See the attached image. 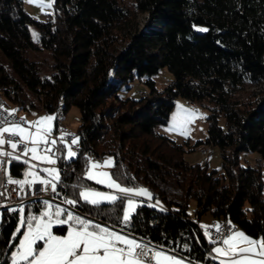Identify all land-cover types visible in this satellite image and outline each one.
<instances>
[{
	"label": "trees",
	"instance_id": "trees-1",
	"mask_svg": "<svg viewBox=\"0 0 264 264\" xmlns=\"http://www.w3.org/2000/svg\"><path fill=\"white\" fill-rule=\"evenodd\" d=\"M130 4L55 0L51 15L34 20L22 0H0V89L21 110L57 114L59 109L60 116L71 105L78 109L79 154L58 162L62 183L55 198H75L80 188L92 185L82 176L88 154H109L117 164L109 171L134 178L130 186L146 187L159 201L138 209L135 236L176 249L197 264H219L208 258L209 242L196 223L202 214L230 220L254 238L264 235L260 166L238 163L240 151L264 159V0ZM30 25L39 34L35 41ZM33 42L47 52V74L28 55ZM162 66L171 78L157 91L149 75ZM133 74L146 76L148 91L137 99L118 97ZM176 97L205 109V136L196 143L217 145L221 172L186 162L181 151L188 148L153 132L155 124L165 123ZM22 168V161H12L10 173L19 176ZM190 200L193 217L187 213ZM23 206L26 213L39 210L35 201ZM76 210L121 228L119 202L100 209L81 202ZM0 213V264H6L18 238L8 244L15 213Z\"/></svg>",
	"mask_w": 264,
	"mask_h": 264
},
{
	"label": "snow or ice",
	"instance_id": "snow-or-ice-1",
	"mask_svg": "<svg viewBox=\"0 0 264 264\" xmlns=\"http://www.w3.org/2000/svg\"><path fill=\"white\" fill-rule=\"evenodd\" d=\"M28 2L44 11L53 8L55 0ZM197 30L208 31L207 28ZM32 34L34 38H39L38 33ZM3 111L8 116H14L18 110ZM184 112L186 115L171 130L178 129L187 138L190 134L188 125L194 122L198 110L184 109ZM58 119L59 114L42 115L34 121H27L25 117L15 122H8L6 117L0 119V171L5 176V180L0 182V187L4 188L0 198H10L7 195L8 185L18 186V189L11 190L18 195L27 194L26 186L29 190H35L32 194L50 190L58 195L57 188L62 183V176L61 169L56 165L61 159L72 161L76 158L79 153L74 150V146L78 147L80 143L79 136L66 131L53 137ZM6 146L11 151L6 150ZM61 148L64 150L63 156ZM12 161H23L29 165L22 179L13 178L10 174ZM39 164L48 166L37 171ZM103 167L116 168L114 157L109 156L102 163L89 157L84 175L88 180L105 185L109 191L82 187L75 198H63V203L71 206V210L60 204L53 205L48 199L43 201L45 208L38 214L26 213L22 200L19 207L0 203V209L18 214V226L9 240V243L17 238L19 240L18 245H12L15 250L11 252V264H191L190 260L186 261L184 257L175 254L176 249H172L170 254L164 250V245L156 247L144 238H136L131 229L140 214L138 209L146 203L138 198L151 199L152 193L142 186H130L134 178L119 172L96 171ZM125 180L129 183H125ZM81 202L96 209L104 204L116 205L119 202L122 207V216L118 219L120 230L74 211ZM152 206L156 207V204ZM161 211L165 209L161 208ZM2 217L3 213H0V219ZM64 226H67L65 235L55 234L54 227L60 229ZM201 228L204 229V237L212 245L208 252L209 259L219 264H264V235L254 238L242 230H236L230 220L225 225L202 224ZM212 228L215 229V236ZM182 247L191 250L188 243Z\"/></svg>",
	"mask_w": 264,
	"mask_h": 264
},
{
	"label": "rangeland",
	"instance_id": "rangeland-1",
	"mask_svg": "<svg viewBox=\"0 0 264 264\" xmlns=\"http://www.w3.org/2000/svg\"><path fill=\"white\" fill-rule=\"evenodd\" d=\"M131 1L132 0H122V2H124L126 5H129V6L131 5L130 4ZM22 5H23L25 12L34 20L45 19L47 15H51L53 13V8H48V9H45L44 11H41V9L37 5L29 3L28 0H22ZM141 16H142L141 13L136 14L135 22H137L138 25L141 22ZM29 32H30L31 38L33 39V41H35V38L33 37V34H32L33 32H35V28L33 25L29 26ZM28 55L29 57L35 60H38L40 62V73L41 74L48 73V70H49L48 65H49L50 60L47 57V52L45 50L40 49L33 42L32 47L30 48V51L28 52ZM144 77L146 76L136 77L133 74L131 79L121 84V86L119 87L117 91V96L120 98L128 97L132 99H137L141 94L146 93L148 91V88H147V85L143 82ZM149 77L153 80L154 87L156 88V90L159 91L167 83V81L170 80L171 75H170V72L164 66H162V67H159L155 73L150 74ZM0 95H1V99L4 100L2 104L3 108L5 109L13 108V105L5 97H3V94L1 93ZM15 109L21 110L18 108H15ZM184 109L198 110V112L195 113L194 122L188 125V128L190 129V134L188 135L187 138L181 135L178 129L171 130L173 128V125L177 121L181 120L186 115V113L184 112ZM31 110L32 111H28V110L23 111L27 119L28 117L35 116L37 114L39 116L46 115V114H55L53 112H43L41 110H34L32 108ZM57 114H59V109H58ZM78 115H79L78 109L74 105L69 106L68 109L63 114H61L59 116V119L55 122L56 126L53 132V137H58L61 131L70 132L73 135L77 136L75 131H76V127L79 121ZM204 116H205V109L203 107L199 106L198 104L194 102L189 103L183 98L176 97L173 101V106L169 111V114H168V117L165 123L155 124L153 126V132L156 134L165 135L167 138L172 140L174 143L180 144L184 148H188V149L181 151V158L185 160L186 162L188 163L198 162L201 164L206 163V166L208 169H215L216 172L219 173L221 172V165H220V155H219V150H218L217 145L215 144L205 145L203 143H196L198 140H202L205 136L206 122L204 120ZM219 121L221 123V120ZM192 145H194L193 148H191ZM74 150H75V146H74ZM63 154H64V150L63 148H61V155L63 156ZM91 154H88V158L91 157L92 159L100 161L101 163L103 162L104 159L111 156L109 154H104L99 157H96V156H92ZM88 158H87L86 164L82 172V176L85 179H87L84 173L87 171V168H88ZM33 163H39V162L33 161ZM238 163L243 166L247 164H252L254 166L256 165L260 166L261 179H262L261 192H262V195L264 196V159L258 158L254 152L240 151L238 153ZM28 167L29 165H27V169ZM96 171H109V168H106V167L98 168L96 169ZM89 181L92 183V185L87 186V187L95 188L100 191H109V189H107L105 185L97 184L93 180H89ZM81 189L82 188H80V190ZM146 199H147L146 203L148 204H156L157 202L155 199H152V198L148 199L146 197ZM194 205L195 203L193 200H190L188 202L187 213L189 214L190 217H193L194 215L193 214ZM43 210L44 208L41 211ZM121 216H122V213H121ZM203 216H208V213L207 212L204 213ZM219 222H224V221L216 220L211 225H215L216 223H219Z\"/></svg>",
	"mask_w": 264,
	"mask_h": 264
},
{
	"label": "built area",
	"instance_id": "built-area-1",
	"mask_svg": "<svg viewBox=\"0 0 264 264\" xmlns=\"http://www.w3.org/2000/svg\"><path fill=\"white\" fill-rule=\"evenodd\" d=\"M141 93V92H140ZM0 106H2V104L0 103ZM3 109L5 108H0V119H3V118H7L8 122H15V121H18L19 120V113L17 112L14 116H8L6 112L3 111ZM64 130V129H62ZM7 146H6V150H7ZM58 167V166H57ZM5 180V176H4V173L3 171H0V182L4 181ZM8 196L10 198H0V203H7L9 204L10 206H13V207H19L20 206V202L21 200L23 201V205L25 202V196H23V194H17V192H14V191H11L12 189L16 188L18 189V187H16L15 185H8ZM4 191V188L0 187V192H3ZM35 196H38L40 199H49V198H55L53 196V193L50 192V190L48 192H43V191H40L38 192L37 194L33 195V196H30L28 198H33ZM57 199V198H55ZM33 200V199H31ZM61 200V199H60ZM221 225H225V223H220ZM18 226V214L15 213V226H14V229L11 231L10 235H9V239H8V244H9V240H10V237L12 236V233L14 232V230L16 229V227ZM212 233H213V236L216 235L215 233V229L212 228L211 229ZM136 238H141V237H136ZM145 241H149V240H146L144 239ZM151 242V241H150ZM151 245L153 246H156V247H159L158 245L154 244L153 242H151Z\"/></svg>",
	"mask_w": 264,
	"mask_h": 264
},
{
	"label": "crops",
	"instance_id": "crops-1",
	"mask_svg": "<svg viewBox=\"0 0 264 264\" xmlns=\"http://www.w3.org/2000/svg\"><path fill=\"white\" fill-rule=\"evenodd\" d=\"M11 109H15L14 107L13 108H11ZM23 111H25V110H18L17 112L18 113H20V114H22L24 117H25V114H24V112ZM28 111H32L31 109L30 110H28ZM39 117V115L37 114V115H35V116H31V117H28V119L26 118V120L28 121H34V120H36L37 118ZM7 150L8 151H11V149H10V147L9 146H7ZM23 162V161H22ZM46 166H48V165H45V164H39V168L37 169V171H39L40 169H42L43 167H46ZM57 166V165H56ZM27 170V164H25V163H23V168H22V170H21V174L19 175V176H13L11 173V175L13 176V178H16V179H22L23 178V173L25 172ZM41 175H44V173L43 172H41ZM16 187H18V186H16ZM35 190L33 189V190H29V189H27V186H26V192H27V194H24V193H22L23 194V196H25V197H30V196H33V195H35V194H37L38 192H36L35 194H32L33 192H34ZM138 199H140V198H138ZM141 199H144V201H146L147 199H146V197H144V198H141ZM30 201H35L36 203H37V205H38V208H39V210H38V212H36L35 214H38L43 208H45V206L43 205V201H44V199H33V200H29V201H27V202H30ZM52 204L53 205H56V203H54V202H52ZM62 207V206H61ZM1 210V209H0ZM55 210V208H53V211ZM204 215V214H203ZM203 215H201V216H199L198 218H197V220H196V223L198 224V226L200 227V229H201V231H202V234L204 233V229H202L201 228V225L202 224H207V225H211L213 222H215L216 221V219H214V218H212V216L208 213V216H203ZM237 230V229H236ZM23 231V230H22ZM66 232H67V226H66V228H65V230H64V232L63 233H55V234H58V235H65L66 234ZM203 236H204V234H203ZM208 241V240H207ZM18 242H19V240L17 241V243H16V245H18ZM212 247V245L211 244H209V250H210V248ZM15 250V248H13L12 249V251H14ZM164 250L165 251H168L170 254H171V252H172V250H169V249H166V248H164ZM11 251V252H12ZM11 252H10V254H9V257H8V261H7V264H11ZM175 254H177V255H179V256H182V255H180V254H178V253H175ZM182 257H184V256H182ZM185 258V260L187 261V260H189L188 258H186V257H184ZM191 261V260H190ZM217 263H219L218 261H216ZM191 264H197L196 262H194V261H191Z\"/></svg>",
	"mask_w": 264,
	"mask_h": 264
},
{
	"label": "water",
	"instance_id": "water-1",
	"mask_svg": "<svg viewBox=\"0 0 264 264\" xmlns=\"http://www.w3.org/2000/svg\"><path fill=\"white\" fill-rule=\"evenodd\" d=\"M31 199H40L38 196H35V197H33V198H25V202H27V201H29V200H31ZM48 200H51V202H54V203H56V204H60L62 207H64V208H69L70 210H71V206H69V205H66V204H64L63 203V201L62 200H59V199H55V198H49ZM74 211H77L79 214H81V215H83V216H85V217H92V216H89V215H87V214H85V213H82V212H80L79 210H74ZM92 218H94V217H92ZM94 219H96V220H98L99 222H101V223H103V224H106L107 226H110L109 224H107V223H105V222H103V221H101V220H99V219H97V218H94ZM110 227H113V226H110ZM116 230H120V228H117V227H114Z\"/></svg>",
	"mask_w": 264,
	"mask_h": 264
},
{
	"label": "bare ground",
	"instance_id": "bare-ground-1",
	"mask_svg": "<svg viewBox=\"0 0 264 264\" xmlns=\"http://www.w3.org/2000/svg\"><path fill=\"white\" fill-rule=\"evenodd\" d=\"M1 93H2V90L0 89V94H1ZM3 102H4V100L1 99V95H0V103L3 104ZM20 117H24V116H22V115L19 114V118H20ZM219 223H225V224H226L227 222L224 221V222H219ZM235 228H236V227H235Z\"/></svg>",
	"mask_w": 264,
	"mask_h": 264
}]
</instances>
